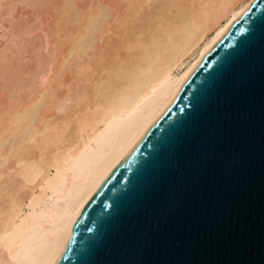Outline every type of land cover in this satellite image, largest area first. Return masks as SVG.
<instances>
[{"label": "bare ground", "instance_id": "obj_1", "mask_svg": "<svg viewBox=\"0 0 264 264\" xmlns=\"http://www.w3.org/2000/svg\"><path fill=\"white\" fill-rule=\"evenodd\" d=\"M251 0H0V264H54L82 208Z\"/></svg>", "mask_w": 264, "mask_h": 264}, {"label": "water", "instance_id": "obj_2", "mask_svg": "<svg viewBox=\"0 0 264 264\" xmlns=\"http://www.w3.org/2000/svg\"><path fill=\"white\" fill-rule=\"evenodd\" d=\"M54 264H264V0L200 57Z\"/></svg>", "mask_w": 264, "mask_h": 264}]
</instances>
